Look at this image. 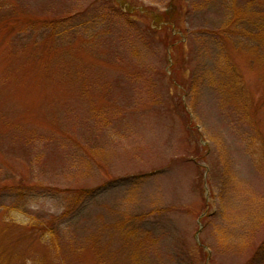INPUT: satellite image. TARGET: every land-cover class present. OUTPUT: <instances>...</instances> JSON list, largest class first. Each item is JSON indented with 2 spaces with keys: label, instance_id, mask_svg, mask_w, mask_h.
<instances>
[{
  "label": "rangeland",
  "instance_id": "obj_1",
  "mask_svg": "<svg viewBox=\"0 0 264 264\" xmlns=\"http://www.w3.org/2000/svg\"><path fill=\"white\" fill-rule=\"evenodd\" d=\"M173 1L0 0V264H264V0Z\"/></svg>",
  "mask_w": 264,
  "mask_h": 264
},
{
  "label": "trees",
  "instance_id": "obj_2",
  "mask_svg": "<svg viewBox=\"0 0 264 264\" xmlns=\"http://www.w3.org/2000/svg\"><path fill=\"white\" fill-rule=\"evenodd\" d=\"M177 0L173 1L172 2V5L171 6H174L176 8V5L175 3ZM178 4V3H177ZM166 14V13H165ZM243 18H246V17H243ZM242 18V19H243ZM169 18H164L163 15H157L155 18H154V22H155V31H157V29L159 28L160 26V29H163L164 25H161V22L165 21V20H168ZM176 26V25H175ZM169 34V33H168ZM166 34V35H168ZM165 40V43L167 46H172V48L174 49L176 46H175V43H174V39L173 38H169V37H166ZM180 44H183V43H180ZM87 190L86 189H80V192H86ZM197 249H198V253H194L193 252V249L191 247L187 248V252L189 253L190 255V260L193 262L195 260V258L197 257L198 259H200V262L199 261H195L193 262V264H209L208 262V252L205 250V248L203 246H199L197 245ZM201 254V257L202 258H199L198 257V254Z\"/></svg>",
  "mask_w": 264,
  "mask_h": 264
}]
</instances>
